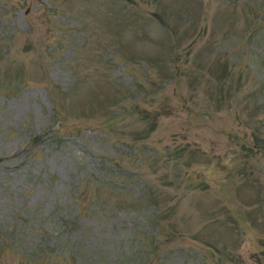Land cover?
Listing matches in <instances>:
<instances>
[{
	"label": "rangeland",
	"instance_id": "rangeland-1",
	"mask_svg": "<svg viewBox=\"0 0 264 264\" xmlns=\"http://www.w3.org/2000/svg\"><path fill=\"white\" fill-rule=\"evenodd\" d=\"M0 264H264V0H0Z\"/></svg>",
	"mask_w": 264,
	"mask_h": 264
}]
</instances>
